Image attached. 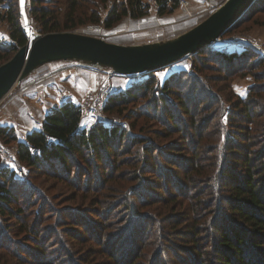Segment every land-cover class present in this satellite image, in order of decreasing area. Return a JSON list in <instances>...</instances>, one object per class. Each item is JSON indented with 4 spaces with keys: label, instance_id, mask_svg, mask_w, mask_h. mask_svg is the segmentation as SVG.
<instances>
[{
    "label": "trees",
    "instance_id": "1",
    "mask_svg": "<svg viewBox=\"0 0 264 264\" xmlns=\"http://www.w3.org/2000/svg\"><path fill=\"white\" fill-rule=\"evenodd\" d=\"M155 1L161 16L181 5ZM27 3L44 34L112 29L152 7ZM263 14L264 0H254L222 36L264 24ZM0 20L10 26L2 64L28 39L18 0H0ZM188 56L189 68L162 84L152 70L111 94L103 110L120 122L82 127V108L63 101L23 140L0 125L1 143L15 144L26 168L18 178L0 156V264H264V57L213 44ZM248 74L255 81L243 97L233 81Z\"/></svg>",
    "mask_w": 264,
    "mask_h": 264
},
{
    "label": "water",
    "instance_id": "2",
    "mask_svg": "<svg viewBox=\"0 0 264 264\" xmlns=\"http://www.w3.org/2000/svg\"><path fill=\"white\" fill-rule=\"evenodd\" d=\"M254 0H225L204 20L177 36L149 43L121 44L76 31L39 33L32 26L27 0H18L28 41L0 64V101L25 77L55 61H79L117 74L158 70L221 40Z\"/></svg>",
    "mask_w": 264,
    "mask_h": 264
},
{
    "label": "rangeland",
    "instance_id": "3",
    "mask_svg": "<svg viewBox=\"0 0 264 264\" xmlns=\"http://www.w3.org/2000/svg\"><path fill=\"white\" fill-rule=\"evenodd\" d=\"M108 6H110V3L108 4ZM100 9L103 14L106 13L105 8H100ZM215 9H210L207 12L202 11L195 15H192L193 20L189 21L187 25H185L184 23L181 24V26L180 24L177 25V27L173 31L169 30L170 29L169 26L167 28L169 32L164 35L171 37L177 36L184 29L185 31L188 30L187 27L196 25L198 21L201 22L202 20H204ZM259 17H260V21H264V14ZM31 23L33 28L38 31V29L34 26L32 20ZM118 24H116L112 29H106L102 24L90 23L83 25L81 27H77L73 31L79 33L91 34L94 36L104 38L109 42H116L122 44V42H120L122 41L121 36L115 35L114 33V29ZM9 32H10V26L8 25V23L0 20V40L8 42L10 39ZM130 42H134V41H130ZM213 46L217 49H225L227 51H235V50L242 51L246 48H252L256 53L264 57V24L261 25L256 23L244 24L238 27L237 29L233 30L232 32L222 36L221 40L215 42ZM190 62H191L190 57L186 56L183 59L175 62L174 64H169L168 66H165L157 70L155 74L158 78L159 83L162 84L165 81V79L168 76H170L172 73L189 68ZM72 69H78L77 64L70 62H54L43 66L42 68L37 70L36 73L26 78V80L23 81L22 86L20 88L19 86L14 87L0 101V114L2 112L3 113L8 112V114H11L9 105L11 101L14 100L16 95H22L24 97V95L27 94L28 89H30L34 85H38L39 81L43 80L45 82L49 76L54 75L56 72L57 73L66 72ZM91 71H94L96 75L95 76L96 83L94 85L95 87L89 93H87L86 98H84L80 104H77L82 108L83 111L81 126L85 128H90L94 123L98 121H102L106 124L122 121V116H120L119 114L117 113L110 114L104 112L103 106L105 102L107 101L108 97L111 94L125 90L128 87H130L132 84L141 82L147 76L142 73H135L128 75L114 74L112 70L108 68H101V69L96 68V70L94 69ZM254 81L255 79L251 74H248L246 76L236 77L233 81V87L235 92L240 96L245 97L249 91L250 86L253 85ZM15 110L19 111L18 106L15 108ZM0 150H1L0 152L1 163L2 164L4 163V166H8L14 169L17 173L18 178H23L26 168L21 162H19L17 158L15 144L3 145L0 141ZM5 153L7 154L6 157H5Z\"/></svg>",
    "mask_w": 264,
    "mask_h": 264
},
{
    "label": "crops",
    "instance_id": "4",
    "mask_svg": "<svg viewBox=\"0 0 264 264\" xmlns=\"http://www.w3.org/2000/svg\"><path fill=\"white\" fill-rule=\"evenodd\" d=\"M148 1H150L152 5L149 15L137 19L126 17L115 27L114 33L115 35L121 36L122 41L120 42H122V44L148 43L171 38V36H166L164 34L168 33L169 30L173 31L179 24L180 26L183 23L187 25L189 21L193 20L192 15L215 9L225 0H187L188 6L186 8L180 5L173 13L162 16L157 13L156 1ZM199 22L200 21L197 23ZM169 26L170 29L167 30ZM193 26L187 28L189 29ZM184 31L185 29L182 32ZM55 62L75 63L78 69L59 73L56 72L54 75L49 76L45 82L43 80L39 81L38 85H34L28 89L24 97L22 95H16L9 105L11 114H8V112H2L0 114V125L13 126L18 138L21 140L25 138L27 133L41 128L45 115L54 106L63 101H72L76 104H80L82 100L86 98L87 93L95 87L96 75L94 71L91 70H96L98 67L88 66L79 61ZM37 70L33 71L14 87L19 86L20 88L23 81L36 73ZM17 106L19 111L15 110ZM6 155L5 153V157ZM2 165H4V163Z\"/></svg>",
    "mask_w": 264,
    "mask_h": 264
},
{
    "label": "built area",
    "instance_id": "5",
    "mask_svg": "<svg viewBox=\"0 0 264 264\" xmlns=\"http://www.w3.org/2000/svg\"><path fill=\"white\" fill-rule=\"evenodd\" d=\"M180 1V4L183 6V7H187L188 6V1L187 0H179Z\"/></svg>",
    "mask_w": 264,
    "mask_h": 264
},
{
    "label": "snow or ice",
    "instance_id": "6",
    "mask_svg": "<svg viewBox=\"0 0 264 264\" xmlns=\"http://www.w3.org/2000/svg\"><path fill=\"white\" fill-rule=\"evenodd\" d=\"M23 4V0H21V5Z\"/></svg>",
    "mask_w": 264,
    "mask_h": 264
}]
</instances>
